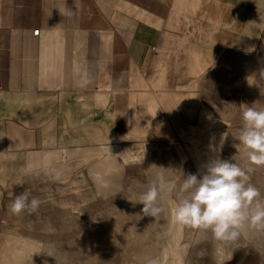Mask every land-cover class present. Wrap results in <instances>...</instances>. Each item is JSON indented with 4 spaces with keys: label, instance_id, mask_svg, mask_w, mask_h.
Returning <instances> with one entry per match:
<instances>
[{
    "label": "crops",
    "instance_id": "crops-1",
    "mask_svg": "<svg viewBox=\"0 0 264 264\" xmlns=\"http://www.w3.org/2000/svg\"><path fill=\"white\" fill-rule=\"evenodd\" d=\"M263 37L264 0H0L2 158L26 169L17 176L55 171L61 151L71 163L73 153L103 146L111 105L114 131L125 122L145 134L150 116L156 137L173 136L164 97L143 95L144 87L161 95L187 88ZM139 93L151 96L144 106L135 105ZM209 115L203 106L201 118ZM205 131L192 126L188 136ZM51 156L59 159L45 163ZM20 179L2 190L5 212Z\"/></svg>",
    "mask_w": 264,
    "mask_h": 264
},
{
    "label": "rangeland",
    "instance_id": "rangeland-1",
    "mask_svg": "<svg viewBox=\"0 0 264 264\" xmlns=\"http://www.w3.org/2000/svg\"><path fill=\"white\" fill-rule=\"evenodd\" d=\"M162 90L161 95L144 87L141 93L164 97L173 136L156 137L150 116L143 119L149 124L145 134L134 135L125 122L117 123L115 132L111 105L103 146L73 153L77 159L71 163L61 151L55 171L17 176L26 169L12 168L0 153V264H146L148 258L160 264H264V230L249 228L225 243L172 219L185 176L200 175L215 159L253 167L249 182L264 197V166L251 165L238 140L246 109L242 99L264 110V37L251 53H227L187 88ZM140 95L135 105L144 106L151 96ZM203 106L210 110L206 118ZM215 119L224 122L214 130ZM192 126L209 131L188 136ZM59 158L45 157V163ZM160 173L176 188L161 193L156 217L146 216L139 197ZM14 176L23 179L12 201L26 191L42 201L36 212L17 215L1 208L2 190Z\"/></svg>",
    "mask_w": 264,
    "mask_h": 264
},
{
    "label": "clouds",
    "instance_id": "clouds-1",
    "mask_svg": "<svg viewBox=\"0 0 264 264\" xmlns=\"http://www.w3.org/2000/svg\"><path fill=\"white\" fill-rule=\"evenodd\" d=\"M243 127L238 140L244 146L251 165L264 166V110L248 107L242 113ZM253 167L241 168L230 160L211 161L200 175L189 174L180 186L182 196L172 213L180 226L210 231L217 241L234 242L249 228L264 230V197L249 182ZM176 185L166 180L163 173L149 181L139 197L146 216L156 217L161 211L157 202L163 192H172ZM42 201L21 192L10 205L19 215L36 212ZM146 264H160L148 258Z\"/></svg>",
    "mask_w": 264,
    "mask_h": 264
},
{
    "label": "built area",
    "instance_id": "built-area-1",
    "mask_svg": "<svg viewBox=\"0 0 264 264\" xmlns=\"http://www.w3.org/2000/svg\"><path fill=\"white\" fill-rule=\"evenodd\" d=\"M40 32H41L40 29H37V30L33 31V35L34 36H39Z\"/></svg>",
    "mask_w": 264,
    "mask_h": 264
},
{
    "label": "bare ground",
    "instance_id": "bare-ground-1",
    "mask_svg": "<svg viewBox=\"0 0 264 264\" xmlns=\"http://www.w3.org/2000/svg\"><path fill=\"white\" fill-rule=\"evenodd\" d=\"M250 229H253V228H250Z\"/></svg>",
    "mask_w": 264,
    "mask_h": 264
}]
</instances>
